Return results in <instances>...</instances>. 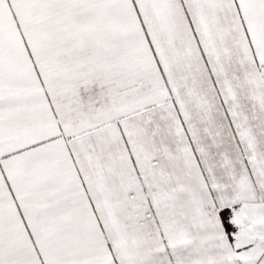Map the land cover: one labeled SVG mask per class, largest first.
<instances>
[{"label": "snow or ice", "instance_id": "6c2138e0", "mask_svg": "<svg viewBox=\"0 0 264 264\" xmlns=\"http://www.w3.org/2000/svg\"><path fill=\"white\" fill-rule=\"evenodd\" d=\"M0 264H264V0H0Z\"/></svg>", "mask_w": 264, "mask_h": 264}]
</instances>
